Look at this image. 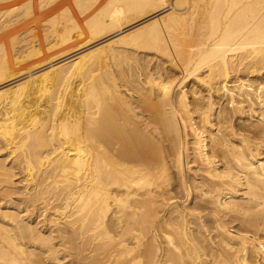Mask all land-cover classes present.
I'll list each match as a JSON object with an SVG mask.
<instances>
[{
  "label": "bare ground",
  "instance_id": "6f19581e",
  "mask_svg": "<svg viewBox=\"0 0 264 264\" xmlns=\"http://www.w3.org/2000/svg\"><path fill=\"white\" fill-rule=\"evenodd\" d=\"M0 150V264H264V0H0Z\"/></svg>",
  "mask_w": 264,
  "mask_h": 264
},
{
  "label": "rangeland",
  "instance_id": "374dc122",
  "mask_svg": "<svg viewBox=\"0 0 264 264\" xmlns=\"http://www.w3.org/2000/svg\"><path fill=\"white\" fill-rule=\"evenodd\" d=\"M173 2V1H172ZM183 6V7H182ZM181 6V9L180 10H178V12H180V13H183L185 10H186V8H185V6H186V2H184V4ZM22 7V6H21ZM24 8V9H23ZM15 9V10H14ZM27 6H23L22 8H20V7H18L17 9L16 8H13V10H11L10 12H9V18L11 17L12 19L14 18V19H17V21L15 20V24L16 23H18V29H17V35L19 36V39H21V37H22V39H23V41H25L26 43H24V42H22L21 43V46H22V49L24 50H26L27 48H28V46H30V44H32V43H35V42H37L39 39H42L44 36H46V35H49V34H51V31H50V29H48V28H46L47 27V25H46V27L45 26H43V25H41V23H40V28L38 27H36L37 25V23L35 24L34 22L32 23V21H31V18H33L32 16H33V12L31 13V11L32 10H30L29 11V13H28V15H27V13H25L27 10ZM184 10V11H183ZM15 11H17L16 13H15ZM25 11V12H24ZM12 12V13H11ZM24 14V15H23ZM32 14V16H30ZM27 15V16H26ZM149 15V14H148ZM162 15V14H161ZM163 15H165V13H163ZM13 16V17H12ZM145 16V15H144ZM16 17V18H15ZM143 16H137V15H133L132 16V19L129 21V23H128V25H130V24H133V23H136V22H138L141 18H142ZM19 18V19H18ZM22 18V19H21ZM157 18V17H156ZM13 19V20H14ZM21 19V20H20ZM154 19V18H153ZM152 19V20H153ZM25 20V21H24ZM29 20L31 21V22H29ZM150 21V20H149ZM148 21V22H149ZM147 22V23H148ZM21 23H23V24H21ZM143 23V24H142ZM142 23H140V24H137L135 27L136 28H133V30H129V31H127L126 33H128V32H130V31H136V30H138V28L139 29H141L140 27H142L144 24H146V22L144 23V22H142ZM21 24V25H20ZM33 25H35V26H33ZM39 25V24H38ZM138 25H140L139 27H137ZM28 26V27H27ZM125 25H123V27H124ZM36 28V30L34 31V30H31L32 28ZM30 28V29H29ZM21 30V31H20ZM20 33H19V32ZM23 31H26V32H23ZM34 31V32H33ZM46 31H48V32H46ZM23 34H22V33ZM27 32H28V34H27ZM31 34H30V33ZM45 32V33H44ZM33 33V34H32ZM36 33V34H35ZM125 33V34H126ZM23 35H24V37H23ZM35 35V36H34ZM29 36V37H28ZM33 36V37H32ZM31 37H32V40H30L31 39ZM21 39V40H22ZM30 40V41H29ZM35 40V41H34ZM28 42H30L29 44H28ZM32 42V43H31ZM26 45V46H23V45ZM28 44V45H27ZM120 45H122V44H120V43H117V44H115V47H119ZM95 48H97V46L95 47ZM95 48H93V49H95ZM92 50V49H91ZM89 51H90V49H89ZM85 52H88V50L87 51H85ZM85 52H83L82 54H85ZM45 65H47V64H44V65H42V66H40V68L41 67H43V66H45ZM36 69V68H35ZM33 71V70H32ZM31 77V76H30ZM33 77V76H32ZM28 79V77L26 78H23L22 80L23 81H25V80H27ZM21 80V79H20ZM17 81V83L15 82V83H12V84H10L9 86H11V87H15V85H17V84H19V82L21 83V82H23V81ZM9 86H5V89H4V87L2 88V90H6V88L8 89V88H11V87H9ZM9 152L8 151H6V150H0V157L3 159L4 157L6 158V164L8 165V167H9V165H11V163H10V161H11V157H9V158H7L8 157V155H6V154H8ZM20 170H18V169H16V171L14 170V174H15V176L13 177V180H14V182H17L18 183V181H20V180H22V178H23V176L25 177V175L22 173L21 174V172H19ZM20 173V174H19ZM21 178V179H20ZM18 185H20V186H25V184H24V182L22 183V185L19 183ZM19 191H17L16 192V194H15V196L13 195V198H18L19 196V198H26V190L24 189V191L23 190H21V188H19L18 189ZM20 191H21V193H20ZM35 221H36V219H35Z\"/></svg>",
  "mask_w": 264,
  "mask_h": 264
}]
</instances>
